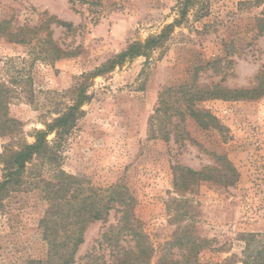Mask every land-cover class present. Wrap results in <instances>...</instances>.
Here are the masks:
<instances>
[{
    "label": "rangeland",
    "instance_id": "1",
    "mask_svg": "<svg viewBox=\"0 0 264 264\" xmlns=\"http://www.w3.org/2000/svg\"><path fill=\"white\" fill-rule=\"evenodd\" d=\"M184 1L0 0V77L7 81L22 72L31 78L30 84H22L30 92L10 101L9 116L23 123L21 138L33 142L34 131L65 111L86 84L92 98L82 106L86 114L65 144L61 167L94 188L119 184L128 192L131 220L153 246L150 264H157L161 245L185 226L205 242L200 264H222L230 257L232 264H243L246 256L251 264H264V95L196 101L223 128L205 129L187 116L179 125L188 132L184 138L176 136L178 116L172 122L162 112L153 117L161 93L170 87L194 81L229 88L258 83L264 71V31L258 27L264 3L197 0L183 18ZM54 17L71 22L72 28L58 25ZM171 23L175 25L164 44L149 56L85 75ZM15 33L27 42L13 41ZM43 38L52 41L46 47L56 44L76 53L59 58L52 50L41 54ZM209 61L213 64L207 65ZM169 128L166 140L161 134ZM18 141V136H0V154L10 142L17 148ZM214 154L227 155L237 168L234 185L200 181L176 188L178 166L200 170L216 164ZM51 175L46 170L45 176ZM48 206L34 184L0 203V264L47 258L40 220ZM120 216L114 208L105 221L88 224L73 264L112 261L102 234ZM121 243L134 245L132 235L122 236ZM174 251L179 253L177 247Z\"/></svg>",
    "mask_w": 264,
    "mask_h": 264
},
{
    "label": "trees",
    "instance_id": "2",
    "mask_svg": "<svg viewBox=\"0 0 264 264\" xmlns=\"http://www.w3.org/2000/svg\"><path fill=\"white\" fill-rule=\"evenodd\" d=\"M197 0H185L182 8V17L187 14L189 5ZM257 4L264 0H255ZM58 25L72 28V23L54 17ZM179 21V20H178ZM175 23L166 25L159 34L149 36L145 41H134L126 49L107 60L102 66L86 76H95L113 70L128 60L139 56H149L150 52L162 46L169 36ZM258 27L264 31V17L259 18ZM11 34V39L18 42H27L26 38ZM41 54L52 50L55 57L72 56L76 51L64 50L54 44L52 48L46 44L52 41L43 38ZM213 64L208 62L207 65ZM197 72V71H196ZM8 81V83H7ZM0 77V136H18V147L13 148L8 143L0 154L2 165V179L0 180V203L13 192L27 189L30 185L40 186L44 198L49 202L40 226L43 228V237L47 244V258L34 260V264H73L80 246L85 242V232L90 222L105 221L110 211L117 208L121 216L116 226L102 234V240L110 247L112 261L95 260L92 264H150L153 246L148 236L131 220L132 197L121 185H111L107 188H94L85 184L79 176L68 173L61 167L63 150L69 137L77 128L79 120L86 114L82 106L91 100L92 96L86 91V84L78 88L75 101L65 111L45 124V128L34 131L33 142L21 138L23 123L9 116L10 101L20 93L28 94L30 90L22 84H30L31 78L19 72L10 80ZM10 83V84H9ZM21 87V88H20ZM176 95L171 101L172 95ZM264 95V71L258 75V83L252 87L229 88L222 84L213 86L199 85L197 81L191 84H182L178 87L165 89L160 95V106L156 109V116L161 112L168 115L169 122L172 116H178L175 125L177 134L182 138L188 134L183 128L179 130L187 116L193 117L199 126L222 129L219 120L208 110L196 106V101L210 98L224 100L258 99ZM155 130V129H154ZM161 136L168 140L172 128L163 129ZM54 136L49 139V136ZM156 136V134H152ZM215 165H208L200 170L178 166L175 175V186L182 189L186 182L198 183L209 181L221 186H232L239 179V172L232 161L224 154H214ZM46 170L52 171L51 176H45ZM132 235L134 245H123L122 236ZM203 239L194 236L188 226L181 227L172 238L161 245V252L157 264H200L198 254L204 244ZM177 247L179 253L174 251ZM230 257L222 264H232ZM243 264H251L249 256L241 260Z\"/></svg>",
    "mask_w": 264,
    "mask_h": 264
}]
</instances>
